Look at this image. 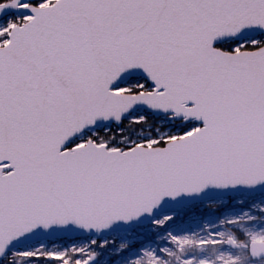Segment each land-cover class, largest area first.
Segmentation results:
<instances>
[{
  "label": "snow or ice",
  "instance_id": "obj_1",
  "mask_svg": "<svg viewBox=\"0 0 264 264\" xmlns=\"http://www.w3.org/2000/svg\"><path fill=\"white\" fill-rule=\"evenodd\" d=\"M0 264H264V0H0Z\"/></svg>",
  "mask_w": 264,
  "mask_h": 264
},
{
  "label": "rangeland",
  "instance_id": "obj_2",
  "mask_svg": "<svg viewBox=\"0 0 264 264\" xmlns=\"http://www.w3.org/2000/svg\"><path fill=\"white\" fill-rule=\"evenodd\" d=\"M229 199H231L229 197ZM219 208V204L217 203V201H210L207 202V207L205 208V213H211L213 211V209H217ZM203 223L202 222H197L196 224L193 225V227H202ZM211 254V253H210Z\"/></svg>",
  "mask_w": 264,
  "mask_h": 264
},
{
  "label": "water",
  "instance_id": "obj_3",
  "mask_svg": "<svg viewBox=\"0 0 264 264\" xmlns=\"http://www.w3.org/2000/svg\"><path fill=\"white\" fill-rule=\"evenodd\" d=\"M221 195H223V194H221ZM219 199V197H213L212 199H210L208 202H210V201H217Z\"/></svg>",
  "mask_w": 264,
  "mask_h": 264
}]
</instances>
